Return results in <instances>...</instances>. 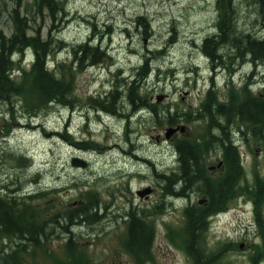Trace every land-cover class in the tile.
Masks as SVG:
<instances>
[{"label":"rangeland","instance_id":"374dc122","mask_svg":"<svg viewBox=\"0 0 264 264\" xmlns=\"http://www.w3.org/2000/svg\"><path fill=\"white\" fill-rule=\"evenodd\" d=\"M19 3V13L27 18V34L51 38L50 70L71 81L72 98L50 101L41 109L39 102L27 99L25 107H30L24 109L21 97L14 96L10 111L7 97H0V195L14 197L16 208L26 204L45 216L59 215L81 203L95 205L85 208L95 212L86 221L81 218L67 228L52 227L46 241L24 254V263L194 264L170 233L184 227L183 208H197L200 199L205 208L211 206L208 193L197 196L199 185V190L205 181L218 186L234 175L240 184L249 185L246 190L255 188L248 196L233 192L222 200L225 209L207 218L202 242L210 254L224 247L215 264H263L264 190L259 186L264 185V138L241 125L247 134L241 147L243 177V171L232 172L231 150L227 143L219 144L222 132L214 123L234 135L241 122L229 112L193 116L208 90L216 105L229 99L232 107L242 98L245 84L253 96L263 92L264 61L252 62L248 55L238 60L227 56L221 60L226 67L220 62L213 65L200 49L203 39L216 32V0H59L62 11L55 19L47 15V8L38 13L34 0ZM16 4V0H0V29L6 36L14 28L10 13ZM234 8L241 35L264 37V0H235ZM142 15L148 31L138 23ZM80 42L101 46L106 53L102 62L74 67L72 47ZM155 49H162L161 54H154ZM32 50L31 45L14 49L13 56L27 67ZM146 59L151 62L150 74L137 81L139 105L132 108L125 90L129 81L138 79L137 67ZM111 88H118L112 115L97 110V104L87 98L109 93ZM234 95L237 98L232 100ZM35 107L36 116L28 114ZM170 113L172 124L164 116ZM175 126L176 131L166 137V129ZM62 133L70 135L67 140L57 136ZM179 138L207 142L202 148L206 150L196 151L185 144L197 155L186 173L179 161L182 146L173 144ZM222 152L229 166L223 164ZM73 158L84 159L86 166L72 165ZM166 178H175V190L182 197L171 196L173 182ZM258 192L260 200L255 196ZM256 208H260V227ZM132 210L153 227L147 235L150 253L139 259L131 253V243L129 251L123 245ZM68 241L74 257L66 248Z\"/></svg>","mask_w":264,"mask_h":264},{"label":"trees","instance_id":"16d2710c","mask_svg":"<svg viewBox=\"0 0 264 264\" xmlns=\"http://www.w3.org/2000/svg\"><path fill=\"white\" fill-rule=\"evenodd\" d=\"M58 4L59 0H35L37 10L41 13V9L47 8V15L52 19H55L56 15L60 14L62 11V8H60ZM216 4L218 8L216 32L204 38L201 45V50L205 53L206 57L213 62V65H218L220 62L219 66L223 65L224 67H226L227 64H224L221 60L222 58L225 59L227 56L238 60L239 58L244 59L245 55H248L252 62H256V60L264 61V37H253L247 33L241 35L239 31L236 30L235 0H216ZM10 16L14 20V28L11 33L6 36L3 30L0 29V97L9 98L20 96L21 104L24 101V109H29L30 107V105L25 107V101L27 99H30V102H39V109L43 108L45 105H49L50 101L62 102V100L71 99V81L67 80L66 77L61 78V74L58 76L54 75L45 67L46 56L50 53L52 48L51 38H49V36L43 38L39 36L38 33L31 35L27 34L26 17L19 13L18 6L13 9L11 8ZM140 19L141 21H138L139 25L144 31H148L147 19L143 15ZM55 42H58V40ZM28 45L32 46L34 63L29 70H21L22 74L20 80L10 78L8 70L13 66L10 60V53L14 49L21 51L23 47ZM225 48L226 50L224 51ZM161 50L162 49H155L153 53L161 54ZM231 51L233 52L232 54ZM72 53L74 57V67L79 68L87 63L102 62L106 56L105 51L97 45L90 47L84 43H81L79 46H73ZM150 63L151 62H148V59H146L137 67L136 76L138 79L129 81L128 87L125 90L132 108H136L137 105H139L137 101L140 98V92L136 84L139 79H147L150 73ZM63 71L65 72L64 65ZM112 91L110 95V97H112L106 101L102 100V103L99 104L100 107L109 112H114L115 107H117L116 95H118V88H114ZM241 91H243L242 98H238L240 99L239 103L232 107L231 102L227 104L228 106L223 103L216 105V98L209 90L207 98L203 103L204 111L200 112V115H204L205 111H207V115H211L212 113L223 115L229 112L241 123L253 129L255 134L257 132L260 137L264 138V86L262 89L263 92L256 96L249 93L246 84L242 87ZM30 92H33V94ZM34 96L36 98H34ZM236 98L237 97L234 95L232 100ZM225 107H229V110ZM234 107H236V109H234ZM39 109L30 110L28 113L34 115ZM152 112L156 115L160 114V110L156 112L153 109ZM164 116L166 121L172 124L173 113H170V115L165 114ZM217 126L222 132L220 143H227V148L231 150V156L235 163V165L232 166V172H235L236 169L241 172L242 169L235 160L236 156L232 153L233 147L229 141V132L226 131V128L220 126V124H217ZM66 135L67 134L62 136L67 138ZM181 146L179 149V161L183 164L185 168L184 173H186V168L193 164L196 155L192 154V150L187 145L182 144ZM186 177H188L187 174L182 176L183 180H185ZM166 179L169 181V184L175 182V178L174 180L170 178ZM190 181H192V177H190ZM224 181L225 183L218 186L214 184V187L212 183L205 181L204 186L206 184V188L203 187V189H206V193L209 194L208 196L211 201V206H209V208H203V210H201L191 208L188 205L189 208L185 209L186 224L184 225L183 234L179 235L178 239L181 246L185 248L187 253L194 259L195 264H215L224 251V247L217 252H211V254L205 251L202 240L203 231L208 226L207 218L211 214L225 209L222 208V200L227 195H229L227 198H230L234 195L233 192L242 193V190L244 191L243 194H250V192L246 190L247 185L241 186L238 182V178H234V175H231L229 179ZM193 182L196 185V180ZM173 183L172 191L174 189ZM259 189L264 190V185H260ZM176 192L177 191H174V193ZM260 193L261 192L255 194V196L259 197V200L261 198ZM178 194H181V192H178ZM216 195L219 196L216 198ZM6 196H8L7 198L9 199H2V196H0V264H25L24 261L26 260L23 258L24 254L30 251L31 247L36 248V246L40 244V241H46L52 227L60 225L67 228L73 221L81 218H83L82 221H86L89 218L88 215H95V212L90 210L86 211L85 209L94 208L95 205L81 203L80 206L76 208H72L71 210L68 209V212L63 210L59 215L55 214L49 216L48 214V216H45L47 214L41 211V209L28 208L29 206L26 204H19V208H16L14 197L9 195ZM216 204L221 205V207L213 208L216 207ZM256 210H258L257 217L260 227L262 225V219L259 213L260 208H256ZM139 215L140 216H136L133 210L127 215L129 218L127 224V245L130 243L132 244L133 255L137 256V258H139L138 256H142V254L150 253V249L147 246V235L153 232L151 222L143 219L141 213H139ZM262 237L264 238V233H262ZM66 248L69 250L68 253L74 257L70 241L66 243ZM128 248L131 249L130 247ZM72 264H75V262Z\"/></svg>","mask_w":264,"mask_h":264},{"label":"water","instance_id":"95a60500","mask_svg":"<svg viewBox=\"0 0 264 264\" xmlns=\"http://www.w3.org/2000/svg\"><path fill=\"white\" fill-rule=\"evenodd\" d=\"M171 132H172V130H169V131L166 133V135L168 136ZM72 163H73V164H80V165L84 166V162H83V161H80V160L73 159V160H72Z\"/></svg>","mask_w":264,"mask_h":264},{"label":"bare ground","instance_id":"6f19581e","mask_svg":"<svg viewBox=\"0 0 264 264\" xmlns=\"http://www.w3.org/2000/svg\"><path fill=\"white\" fill-rule=\"evenodd\" d=\"M117 13V12H116ZM109 34V33H108ZM90 38V37H89ZM153 60V59H152ZM118 105V104H117ZM110 108V107H109ZM144 209V208H143ZM126 211V210H125ZM68 212V211H67ZM123 214V213H122ZM259 215V214H258ZM80 218V217H79ZM6 241V240H5ZM5 245V244H4ZM14 246V245H13ZM8 250V249H7ZM186 253V252H185ZM217 258V257H216ZM16 264V263H15Z\"/></svg>","mask_w":264,"mask_h":264},{"label":"flooded vegetation","instance_id":"af4514ba","mask_svg":"<svg viewBox=\"0 0 264 264\" xmlns=\"http://www.w3.org/2000/svg\"><path fill=\"white\" fill-rule=\"evenodd\" d=\"M185 181V180H184Z\"/></svg>","mask_w":264,"mask_h":264}]
</instances>
